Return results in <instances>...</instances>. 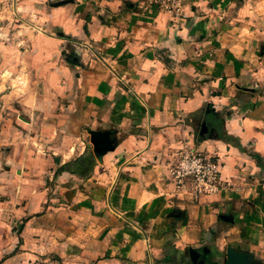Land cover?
I'll return each mask as SVG.
<instances>
[{
    "label": "crops",
    "instance_id": "obj_1",
    "mask_svg": "<svg viewBox=\"0 0 264 264\" xmlns=\"http://www.w3.org/2000/svg\"><path fill=\"white\" fill-rule=\"evenodd\" d=\"M254 1L185 0L176 18L148 0H0V264H264ZM81 127L106 146L93 197L62 185L91 158ZM183 143L212 155L213 192L167 182Z\"/></svg>",
    "mask_w": 264,
    "mask_h": 264
},
{
    "label": "rangeland",
    "instance_id": "obj_2",
    "mask_svg": "<svg viewBox=\"0 0 264 264\" xmlns=\"http://www.w3.org/2000/svg\"><path fill=\"white\" fill-rule=\"evenodd\" d=\"M254 5L256 6V9L258 10L257 14L260 20L262 19V21H264V0H255ZM94 133L95 135L99 136L97 131H94ZM90 134H91V130H88L87 127L79 128L78 130V136H79L78 142L79 143L78 144L80 147L78 150H82L81 151L82 155L83 154L86 155V153H89L91 158H89V160H84V162L80 164V168H79L80 173H79L78 178H71V180L62 182V185L67 186V187L74 185L75 187L73 189V192H75L76 189H79L80 192H84L83 195H86L88 197H93L92 196L93 191L88 192L85 185H89L90 183H93V182L95 183V181L97 180L95 177L91 176L92 174H90L89 172L93 170L94 166H99V162L102 159V152H104L103 149H105L106 146L103 144V141H102L101 145L103 149L101 152V156L97 157L93 151V144L91 142ZM189 151H192V152L199 151V152L204 153L203 151H201L200 149L196 147H193V146L190 147L186 145V143L176 146L175 148L167 152L168 157L165 163L166 179H167V182H169L171 186L173 187V191L175 193L186 194V176H182L181 173L175 171V169H177V167L181 163L186 165V160L184 159L183 156H185L186 152H189ZM114 169L115 167L112 168L113 172H114ZM106 171L107 173H109L108 169H106L105 172ZM116 180H117V177L114 176L112 179V182H113L112 184L116 183ZM50 182H54V177L53 179H51ZM91 190H93V187L91 188ZM63 194L65 197L69 198L70 189L68 188L65 191H63ZM47 257L50 258L51 260L56 259L54 256H47Z\"/></svg>",
    "mask_w": 264,
    "mask_h": 264
},
{
    "label": "built area",
    "instance_id": "obj_3",
    "mask_svg": "<svg viewBox=\"0 0 264 264\" xmlns=\"http://www.w3.org/2000/svg\"><path fill=\"white\" fill-rule=\"evenodd\" d=\"M148 2L173 17L180 18L183 15L185 0H148ZM183 157L186 160V165L179 164L175 171L186 176V192L199 195L213 192L219 187V171L211 155L199 151H189Z\"/></svg>",
    "mask_w": 264,
    "mask_h": 264
},
{
    "label": "water",
    "instance_id": "obj_4",
    "mask_svg": "<svg viewBox=\"0 0 264 264\" xmlns=\"http://www.w3.org/2000/svg\"><path fill=\"white\" fill-rule=\"evenodd\" d=\"M91 142L93 144V151L96 154L97 157L101 156L102 152V139L95 135L94 131L91 132L90 134ZM104 150V149H103ZM194 252H191V255H194ZM227 264H240L241 263V258L239 257L238 254H234L233 251L228 250V256H227Z\"/></svg>",
    "mask_w": 264,
    "mask_h": 264
}]
</instances>
